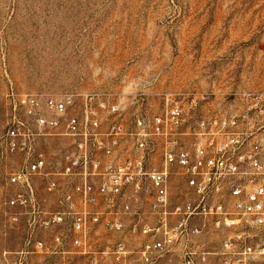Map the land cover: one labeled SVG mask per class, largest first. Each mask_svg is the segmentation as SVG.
<instances>
[{
	"label": "built area",
	"instance_id": "2783aa9c",
	"mask_svg": "<svg viewBox=\"0 0 264 264\" xmlns=\"http://www.w3.org/2000/svg\"><path fill=\"white\" fill-rule=\"evenodd\" d=\"M198 101L11 85L5 205L23 250L90 255L104 231L136 239L134 264H264V91L206 115Z\"/></svg>",
	"mask_w": 264,
	"mask_h": 264
},
{
	"label": "rangeland",
	"instance_id": "374dc122",
	"mask_svg": "<svg viewBox=\"0 0 264 264\" xmlns=\"http://www.w3.org/2000/svg\"><path fill=\"white\" fill-rule=\"evenodd\" d=\"M11 85L128 104L142 94L153 106L171 93L197 98L204 115L232 108L240 92L264 91V0H0V264H134L130 234L103 231L90 255L23 250L5 205L16 159L3 145Z\"/></svg>",
	"mask_w": 264,
	"mask_h": 264
}]
</instances>
